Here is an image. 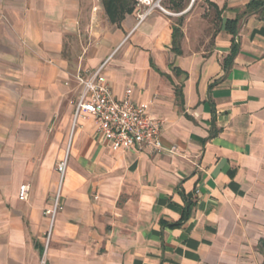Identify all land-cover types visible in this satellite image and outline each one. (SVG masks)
Returning <instances> with one entry per match:
<instances>
[{"label": "crops", "instance_id": "crops-1", "mask_svg": "<svg viewBox=\"0 0 264 264\" xmlns=\"http://www.w3.org/2000/svg\"><path fill=\"white\" fill-rule=\"evenodd\" d=\"M196 1L114 24L103 0H0V264H264V0H199L212 30ZM105 61L176 153L74 127Z\"/></svg>", "mask_w": 264, "mask_h": 264}, {"label": "built area", "instance_id": "built-area-1", "mask_svg": "<svg viewBox=\"0 0 264 264\" xmlns=\"http://www.w3.org/2000/svg\"><path fill=\"white\" fill-rule=\"evenodd\" d=\"M136 2L144 9V12L139 15L140 23L154 9L166 12L160 3L154 2V0H136ZM107 62H103L93 72L78 74L77 79L82 85V91L76 100L71 101V104L75 107L74 127L83 116H92L97 123L98 133L104 136V139L113 150L150 148L157 153H176V146L168 150L162 142V130L165 121L152 118L145 107L134 99L132 88L127 89L123 99L115 98L104 73ZM66 169L67 158L57 168L61 181L64 179ZM28 191V185L21 186L19 198L26 200ZM61 209L59 193L53 210L49 211L48 214L54 219L58 210Z\"/></svg>", "mask_w": 264, "mask_h": 264}, {"label": "trees", "instance_id": "trees-1", "mask_svg": "<svg viewBox=\"0 0 264 264\" xmlns=\"http://www.w3.org/2000/svg\"><path fill=\"white\" fill-rule=\"evenodd\" d=\"M106 13L111 23H119L124 14L132 10L130 0H103ZM236 25V22H234ZM180 32L177 29L175 36L179 35ZM182 36V34H180Z\"/></svg>", "mask_w": 264, "mask_h": 264}, {"label": "rangeland", "instance_id": "rangeland-1", "mask_svg": "<svg viewBox=\"0 0 264 264\" xmlns=\"http://www.w3.org/2000/svg\"><path fill=\"white\" fill-rule=\"evenodd\" d=\"M156 2L158 3H161V7L165 9V5H164V0H155ZM186 1V5L189 4V1L190 0H185ZM131 2V6L132 5H135L136 3V0H130ZM202 10L204 13H201V17L204 20L205 24H206V27L209 28V30H212V27L213 29H215L217 26V24H215V16L214 14L212 13L213 11H211V9H209L208 7H206L205 5H203V1H199L197 0L195 2V4L193 5V9L192 11L190 12L191 14H194L195 12H198ZM190 13H188L187 15H191ZM215 24V25H214Z\"/></svg>", "mask_w": 264, "mask_h": 264}]
</instances>
